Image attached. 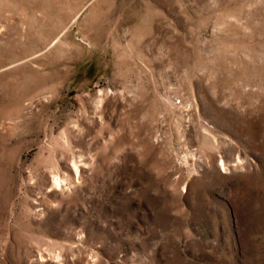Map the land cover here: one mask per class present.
Here are the masks:
<instances>
[{"label":"rangeland","instance_id":"rangeland-1","mask_svg":"<svg viewBox=\"0 0 264 264\" xmlns=\"http://www.w3.org/2000/svg\"><path fill=\"white\" fill-rule=\"evenodd\" d=\"M0 264H264V0H0Z\"/></svg>","mask_w":264,"mask_h":264}]
</instances>
